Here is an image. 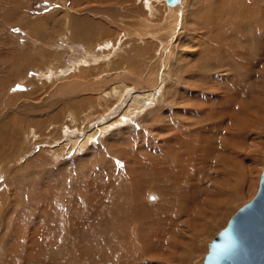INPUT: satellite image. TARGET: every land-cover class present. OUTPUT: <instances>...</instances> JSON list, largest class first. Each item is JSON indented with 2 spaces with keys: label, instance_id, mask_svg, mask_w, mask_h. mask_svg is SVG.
Wrapping results in <instances>:
<instances>
[{
  "label": "rangeland",
  "instance_id": "1",
  "mask_svg": "<svg viewBox=\"0 0 264 264\" xmlns=\"http://www.w3.org/2000/svg\"><path fill=\"white\" fill-rule=\"evenodd\" d=\"M105 1H102L104 4H100L98 0H81L76 8H72V0H0V152L5 154V156H0V207L3 208L0 210V262L2 257H6L10 264H27L32 256L30 253L28 255L22 254L18 247L23 245L25 236L33 238L37 231V228L33 229L31 225L33 210L12 205L13 198L10 200V196L13 195L11 191L14 194L17 193L19 199L24 195L28 201H31L35 210L46 211L54 217L53 228L61 226L62 223L58 221V218L63 216L68 218L71 227L73 226L80 232L74 243L70 239V232L64 229L59 233L57 241V248H63L64 254L49 258L47 263L38 262L36 264L87 263L91 255L100 258L93 253V248L100 251L113 250L115 254H118L117 251H125L116 249L120 245L117 240H105L106 237L114 235L119 225L118 220L115 218L113 220L112 214L102 217V214H107V210L102 202L104 183L102 178L97 176L98 170L79 163L81 157L87 156L84 163H89V165L92 163L93 167L97 166L96 162L104 152L102 143L95 140L83 152L73 153L72 150L64 152L62 156L56 159L57 162H51L48 154L43 153L39 156V151L43 147L42 150L44 151L56 152L59 150L61 145H57L56 142L62 138L56 141L60 136L59 133L47 132L50 123L62 121V117H66L74 107L83 106L80 109L87 110V103L93 98L96 100V95L99 92L109 90L112 86L119 84L120 81L117 76L122 73L139 80L146 77L150 80L154 78L157 80L153 89L148 90L143 85L136 88L131 83H125L130 86V89L125 93L133 94L154 90L158 95L150 103L154 104L158 110L164 103L180 104L178 101L172 100L167 93L170 83L176 87L180 86L176 83V80L179 79L177 74L180 75V78L182 77L177 72L179 65L175 62V57L186 47L183 43H176V38L190 37L192 34L199 35L201 31L195 30L196 25L192 22L194 20L190 14L191 9L190 12H187L184 29L181 23L184 16L181 13V7L179 10L178 8L176 10L175 7L170 8L169 20L171 16L176 18L172 28L171 25L168 27V24H165V14L163 15L160 11L155 15L160 18L155 16L147 18L142 15L137 0H133L131 3H126L124 0ZM260 8L264 9V7ZM159 14L163 17L161 18ZM169 20L167 19V21ZM75 23L79 24V29L74 27ZM66 26L71 29L68 34H66L68 32H66ZM55 27L58 29L56 28L57 33L54 35ZM43 35H48L50 39L43 38ZM91 35H95L94 40L90 39ZM121 37H123V43H119ZM142 40L144 41L141 42ZM62 43L64 44L62 45ZM145 43L146 46L144 47ZM165 43L169 44V47L167 46L166 49L163 46L161 50ZM168 48L166 65L174 60L172 65L176 64L173 65L175 66L176 79L172 78L173 76L168 77L166 88L162 92H158L156 91L158 80L166 71V65L160 68V55ZM106 50L108 56L103 57ZM187 51H192L190 46L187 47ZM146 53L147 56L141 55ZM52 55H56V57L50 59ZM258 58L261 62L257 66H262L264 56H258ZM51 60H53L54 69L64 66L69 72L74 71V78H82L76 73L78 66L89 67L97 63L100 65L98 64L99 66L94 68L95 73L83 78L82 83L73 81L84 87L86 91L81 89L73 93L70 90L71 86H68L66 92H56V81L47 84L40 78H35V74L38 75L48 68L47 65ZM139 60L141 61L139 62ZM130 64L132 66H129L128 69ZM135 66H137L138 69L136 68V70H139V73L136 72ZM202 76L203 74L197 72V79ZM234 77L232 80H221L219 78L213 79L209 74L205 75L204 86L201 85L195 89L204 93L201 103L207 105L210 112L205 119L197 117L196 121L203 120L207 124L214 135L215 143L211 144L218 145L221 153L226 149L232 150L234 146H238L242 153L241 158H247L243 164L246 165L247 163V165L252 166L251 175L248 176V173L246 178L235 177L225 180V188L222 190L215 189L213 191L214 197L201 202L204 207L200 209L191 208V200H197L187 188L186 211L194 215L189 224L180 230L179 238L183 240L178 238L175 242L184 251L177 256L176 260L171 262L166 259H159L158 262L144 259L146 264H190L194 262L201 264L207 253L209 242L226 226L231 216L253 198L257 191L259 177L264 169V111L261 113L256 105V94L253 101L248 102L242 93L235 92L234 88L239 85L235 83L238 80L233 81ZM95 83L98 84L93 87ZM217 88H222V92L219 94L213 92ZM124 105H115V112H118L120 107ZM162 110L163 108L160 111ZM138 111L139 115L132 123L124 124L123 128L118 127L120 130L114 127L112 136L116 139L118 135L122 134L125 138L123 141L129 140L132 145L135 140L137 141L135 144L141 145L143 150L145 149L144 151H151L153 143L148 139H152L153 134L149 135L147 131L149 123L157 118L158 112L153 111L150 104L146 105L145 109L140 110L139 108ZM228 111L231 114L224 116V113ZM100 115L97 114V116ZM38 120L41 124L39 127L40 138L34 142L26 141V149L29 150V153H24L22 139L25 142L28 128L37 126L36 121ZM185 120L179 117L175 127L169 129L164 137L156 140L157 144L161 142L162 147V151L160 150L158 153L164 158V161L171 163V174L181 179L182 176L180 175H183V170L177 165V161L181 159L182 152L175 137L177 133L184 134L181 129ZM169 124L170 122L166 123L164 127ZM247 124H252L254 128L240 129ZM96 126L98 123L94 125V127ZM199 134L203 135L202 130L199 131ZM230 135L231 137L224 142V139ZM218 136L221 137L222 143H220L221 141L217 143ZM52 141L56 142L52 144ZM13 148L16 152L12 150ZM113 148L117 149L116 145ZM204 148L214 150L207 145ZM10 149L11 151H9ZM171 153H178L180 158L172 160L169 157ZM197 153L202 154L204 150L197 151ZM45 156H48V159ZM168 157L169 159H167ZM35 158H37V162L29 164L30 160L34 161ZM108 158L111 157L107 156V161ZM141 161L142 159H137L138 163ZM83 167L90 171L87 173L88 176L81 172ZM217 167L221 171V167ZM185 169L188 174H195L192 171L197 170V167L185 165ZM136 171L141 172L143 177L152 173L151 168H134L130 165L119 174L118 179L129 180ZM44 176L49 179V182L44 179ZM200 176L205 177L203 173ZM73 180L84 185V191H79L76 188L72 190ZM65 181H68L67 187L63 185ZM151 185L152 182H146L143 186L133 188L130 191L144 210H147L149 206L145 201L146 195L155 193L152 192V189L147 190ZM185 187L187 186L185 185ZM201 188L203 189V187ZM140 189L143 192H140ZM5 193L8 196L4 195ZM178 194L176 193L172 197L171 205L175 208L179 206ZM158 197L160 208L168 206L165 190H162ZM90 198H92L91 201ZM121 205L124 207L120 215H123L126 213L127 204L122 200ZM99 208L103 210L100 211ZM26 213L27 215H25ZM8 214H21V219H17V223H12L8 220ZM80 216L84 220H90L89 225H84L79 219ZM173 216H178V214ZM151 217L158 222L161 233L165 235L166 222L168 220L173 221L169 212L159 211L152 214ZM110 221H112L110 225H100L101 222ZM90 232L93 235L95 232L104 246L95 245L90 239ZM12 243L16 244V248L11 247ZM46 244L47 241L43 237H38L37 245L39 247H44ZM192 251L195 253L192 254Z\"/></svg>",
  "mask_w": 264,
  "mask_h": 264
},
{
  "label": "bare ground",
  "instance_id": "2",
  "mask_svg": "<svg viewBox=\"0 0 264 264\" xmlns=\"http://www.w3.org/2000/svg\"><path fill=\"white\" fill-rule=\"evenodd\" d=\"M78 1L80 2L81 0ZM102 1L103 0H98L100 4L106 2L105 0L104 2ZM132 1L133 0H124L126 3H131ZM182 1L183 2L181 3L180 0V4L175 7L176 10L177 8L179 10V7H181L182 11H180L184 14V18L182 17L181 21L182 26L185 29L186 15L191 9L190 14L194 20L192 22L196 25L195 30L201 31V34H199L200 36L197 34L199 37L192 34L190 37L182 36L176 38V43H183L184 47H186V51L181 50L175 57V62L179 65V70L177 72H179L182 77L180 78V75L177 74V78L179 79H177L178 81L176 80V83L180 86L176 87V85L170 83L167 88V93L172 100L178 101L180 104L171 102L164 103L161 104V108L158 110L154 104L150 103V101L156 99L158 95L154 90L140 93L137 91L138 93L133 94L125 93L130 89V86L125 83H131L136 88L143 85V87H146L148 90L151 88L153 89L154 83L157 80L156 78L150 80L147 77L139 80L126 73H122L117 76L120 81L119 84L112 86L109 90L99 92L98 94L95 93L97 94L96 100L93 98L87 103V110L80 109L81 107L83 108V106L80 108L74 107L68 112L66 117H62V121L52 122L48 127V133H59L60 136L56 141H59L62 138L59 142H51L52 144L56 142L57 145H61L56 152L44 151L42 150L44 147L39 151V156L43 155V153L48 154L50 157H47L51 162H57L56 159L58 157L62 156L64 152L66 153L70 150H72L73 153L83 152L90 146V144L94 143L95 140L100 141L103 146L102 148L104 149V152L99 156V159L96 162L98 164L97 166L95 165V167H93L94 165H92V163L90 164L91 166L89 163H84L87 156L81 157L79 163L86 167L98 170L97 176L101 177L104 183V186L102 187V193L104 194L102 202L107 210V214H102V217L112 214L113 220L114 218L118 220L119 225V228L115 231L114 235L106 237L105 240H117L120 245H118L116 249L125 251H117L118 254H115L113 250L108 249L100 251L97 248H93V253L100 258L91 255L89 256L87 263L83 264H146L144 259L154 260L155 262H158L159 259H166L168 262H171L174 259L176 260L177 256L181 255V252L184 250H181V247L175 244V242L180 236V230L189 224L194 215L186 211L187 188L197 200H191V208L200 209L204 207L201 202L208 201L214 197L213 191L215 189L222 190L225 188V180L235 177L246 178L248 173V176L251 175L252 166L247 165V163L246 165L243 164V161L247 158H241L242 153L238 146H234L232 150L226 149L221 153L218 145L211 144L215 143L213 138L214 135L211 133L207 124L203 122V120L199 122L196 121L197 117L205 119L208 116L210 109L207 105L201 103L204 93L195 88H198L201 85L204 86L206 74H209L213 79L219 78L221 80H232L233 76H235L233 81L238 80L235 83L239 85L234 88L235 92L242 93L248 102H252L256 94V105L258 109L261 110V113H263L264 61L262 66L257 65L261 62L258 56H264V9L260 8L264 7V0ZM79 2L72 0L71 7L76 8ZM137 2H139L140 9H138L142 12V15L147 18H152L160 11L163 15L165 14V24H168V27L171 25L173 28L176 18L171 16L169 20L170 8L165 5L164 0H137ZM163 15H160L161 18ZM144 16L143 18H145ZM167 19L169 21H167ZM74 27L77 29L80 28L78 23H75ZM56 28L58 29V27H55L53 30L54 35L57 33ZM70 30V27L66 26V32L68 31L66 34H68ZM94 36L95 35H91L90 39L94 40ZM42 37L50 39L48 35H43ZM122 40L123 37L120 38L119 43H123ZM143 41L144 40L141 42ZM63 44L64 43H62V45ZM145 46L146 43L144 44V47ZM163 46L167 49L169 44L165 43L162 45L161 50ZM188 46H190L192 51H187ZM53 47L56 46L53 45ZM168 51L169 48L160 55V68H163L166 65ZM141 55L147 56V53ZM106 56H108L107 50L103 54V57ZM55 57L56 55H52V58L50 59H54ZM52 61L53 60L49 62L47 65L48 68H46L45 71L40 72L38 75L35 74V78H40L47 84L55 83L56 81V92H66L65 90H67L68 86H71L70 90L73 93L81 89L86 91L84 87L79 86L73 81L75 80L82 83L83 78L89 77L95 73L96 70H94V68L100 65L97 63L89 67L78 66L76 68V73L82 78H74V71L69 72L64 66L54 69ZM140 61L141 60H139V62ZM172 63H174V60ZM172 63H167L166 71L163 72L162 77L158 80V88L156 91L162 92L166 88L168 77L173 76L172 78L176 79L174 70L175 66H173L176 64L172 65ZM129 66H132V64L128 65V69ZM136 68L137 66H135V70ZM136 72L139 73V70H136ZM197 72L203 74V76L197 79ZM97 84L98 83H95L93 87H96ZM213 92L219 94L222 92V88H217ZM126 96L127 98H125ZM123 104L125 105L120 107L118 112H115L114 106H122ZM149 104L153 111L158 112L157 118L149 123V129L147 131L149 135L153 134V138L148 139L153 143L151 151H144L145 149L143 150L141 145L137 146L135 144L137 142L135 140H132V145L129 140L123 141L124 137L122 134L118 135L116 139L113 138L112 134L114 127L123 128L124 124L132 123L139 115L138 109H145L146 105ZM162 108L163 110L160 111ZM97 114L101 115L97 116ZM230 114L231 112L228 111L224 113V116ZM179 117L183 120L186 119L181 129L184 134L181 135L177 133L175 137L176 141L179 143L182 157L178 160V158H180L178 153H171L169 157L172 160H178L177 165L183 170V175H180L182 176V179L171 174V163L169 161H164V158L158 153L160 150L162 151L161 142L158 144L156 143L157 139L164 137L169 129L175 127ZM36 122L38 124L37 126L28 128V135H26L25 142L22 139L24 153H29V150L26 149V141L34 142L40 138L39 127L41 124L39 123V120ZM168 122H170V124L164 127ZM96 123H98V126L94 127ZM248 128H254V126L252 124H247L240 129L246 130ZM200 130H202L203 135L199 134ZM87 131L88 133H86ZM129 137H127V139H130ZM230 137L231 135L224 139V142ZM117 142L120 143L118 144ZM202 142L209 144H204ZM219 142L222 143L220 136H218L217 143ZM115 145L117 149L113 148ZM205 145L214 148V150L211 151L204 148ZM12 150L16 152L15 148ZM201 150H204V153H197V151ZM9 151H11V149ZM10 154L13 155L12 153ZM106 155L112 159L108 158L107 161ZM0 156H5V154H1L0 152ZM169 157L167 159H169ZM137 159H142V161L138 163ZM112 160L114 161L112 162ZM36 162L37 158H35L34 161L30 160L29 164ZM130 165L134 168H151L152 173L143 177L141 172L136 171L131 179L119 180V174ZM185 165H187V167L188 165H192L193 167L196 166V172L192 171L195 174H188ZM217 166L221 167V171ZM81 172L85 176H88L87 173L90 171L83 167ZM201 173H203L205 177L200 176ZM44 179L49 182V179L46 176H44ZM185 180L186 182H184ZM146 182H152V185L147 190L149 191L152 189V192L155 193H148L146 195L145 201L149 206L147 210H144L130 191L133 188L143 186ZM63 185L67 187L68 181H65ZM72 185V190L76 188L79 191H84L85 189L84 185L74 180ZM185 185L187 187H185ZM201 187H203V189ZM162 190L166 191L168 197V206L165 208L159 207L158 194ZM13 191H15V189H13ZM140 192H143V190L140 189ZM176 193H179V206L175 208L171 203L173 201L172 197ZM11 194L13 195L12 197L10 196V200L13 198V201L11 202L12 205L19 206L22 209L31 208L33 210L31 225L33 229L37 228L36 235L33 238L25 236L23 245L18 247L22 254L25 253L28 255V253H30L32 256L27 264H36L38 262L47 263V260L51 257L62 256L64 254V249L57 248V241L59 239V233L64 229H67L70 232V239L72 242H76L77 236L80 232L73 228V226H70L67 217H59L58 221L62 223L61 226L59 228H53L54 217L46 211L35 210L31 201H28L24 195L19 199L17 198V193L14 194L11 191ZM4 195H6V193ZM15 195L16 198L14 197ZM20 196L21 194L19 197ZM150 198H153V200H150ZM89 200L91 201L92 198ZM122 200L127 204V208L126 213L120 215V212L124 207L121 205ZM74 205H76V203H74ZM0 210H3V208L0 207ZM99 210L102 211L103 209L99 208ZM159 211L166 213L169 212L173 220H168L166 222V230L164 231L165 235L161 233L158 222L151 217L152 214ZM174 214H178V216L174 217ZM25 215H27V213ZM17 219H21V214H8V220L10 222L17 223ZM79 219L84 225H89L91 222L90 220H84L81 216ZM112 221L101 222L100 225H110ZM196 231L199 232L198 229H196ZM38 237H43L47 241V244L44 247H39L37 245ZM90 239L93 240L95 245L104 246L95 232L94 235L90 232ZM133 244H135V246H132ZM11 247L16 248V244L12 243ZM144 250L146 251L142 252ZM193 253L195 252L192 251V254ZM195 263L196 262L190 264ZM0 264L10 263L8 262V258L2 257ZM60 264L68 263L64 262Z\"/></svg>",
  "mask_w": 264,
  "mask_h": 264
},
{
  "label": "water",
  "instance_id": "3",
  "mask_svg": "<svg viewBox=\"0 0 264 264\" xmlns=\"http://www.w3.org/2000/svg\"><path fill=\"white\" fill-rule=\"evenodd\" d=\"M164 2L168 8L180 4V0ZM201 264H264V169L254 197L208 244Z\"/></svg>",
  "mask_w": 264,
  "mask_h": 264
}]
</instances>
